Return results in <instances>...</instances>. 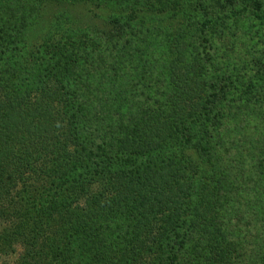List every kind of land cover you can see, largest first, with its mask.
I'll return each mask as SVG.
<instances>
[{
	"label": "trees",
	"instance_id": "16d2710c",
	"mask_svg": "<svg viewBox=\"0 0 264 264\" xmlns=\"http://www.w3.org/2000/svg\"><path fill=\"white\" fill-rule=\"evenodd\" d=\"M198 3L207 10L195 26L206 31L238 4H253L262 16L255 0ZM5 13L0 6V217L6 216L3 237L24 244L22 264L264 263V235L250 239L229 229L233 187L248 181L228 183L235 174L225 168V146L212 143L232 97H225L227 88L222 96L208 92L205 61L207 67L202 59L171 62L173 72L161 77L176 88H160L149 72L129 98L119 94L124 61L116 63L120 52L103 38L110 22L94 27L82 45L78 17L65 13L64 25L40 18L50 30L37 35L36 51L12 52L7 44L20 45L28 26ZM186 33L183 26L178 35ZM133 69L144 76L137 60ZM246 176L264 197V151ZM254 213L264 234V206Z\"/></svg>",
	"mask_w": 264,
	"mask_h": 264
},
{
	"label": "rangeland",
	"instance_id": "374dc122",
	"mask_svg": "<svg viewBox=\"0 0 264 264\" xmlns=\"http://www.w3.org/2000/svg\"><path fill=\"white\" fill-rule=\"evenodd\" d=\"M38 1L0 0L1 8H5L6 16L14 25L28 26L20 45L14 41L7 44L9 51L17 52L25 47L26 50L36 51L39 46V40L36 39L40 38L37 35L50 30L49 24L45 26L38 22L40 18H44L46 24L57 20L64 25L65 19L69 17L65 13L78 17L82 45L88 44L91 34L96 33L94 27L100 29L103 22L108 21L110 26L103 38L120 52L116 63L124 61L120 66L122 76L118 83L122 96L131 98L135 87H144L150 79L149 72H152L160 88L167 87V83L170 87H178L179 83L161 77L173 72L171 62L191 58L196 60V64L199 59L205 66L207 63V72L211 77L206 84L207 88L210 85L208 92L222 96L223 90L227 88L225 97H232L230 103L224 101L228 108L223 112L222 121L216 129L221 137L213 139L212 143L225 146L222 157L225 168L235 174H231L228 183L237 184L243 178L248 181L247 185L233 187L235 194H232L231 199L235 208L228 207L231 221L229 229L234 228L230 231L235 232L241 229L239 231L248 238L256 233L264 235L262 230H258L259 223L254 225L256 220H261L254 212L257 209L260 213L263 209L264 197L260 196L259 190L249 188L252 182L246 178L249 165L264 151V102L261 101L264 97V0H255L261 4V18L253 14V4H250L249 9L244 4H238L226 13L219 24L209 25L207 31L195 26L200 23L198 16L207 10L204 3L196 4V0H55L57 4L53 9L38 6ZM182 8L192 12L189 18ZM183 26L187 27V33L181 37L178 34ZM178 40H182V46ZM40 59L32 62L25 60V66L32 69L33 63L39 65ZM135 60L138 61L140 72H145L144 76L135 75ZM175 71L177 73L178 70ZM132 79L135 81L132 87L122 84ZM208 96L206 100H212V95ZM96 97H103L102 89L96 93ZM98 100L104 102V99ZM240 103L246 104L242 110L237 106ZM88 130L92 137H97L95 129ZM4 217H0V264H22L24 244L12 234L3 237L6 224ZM250 262L248 258L242 264Z\"/></svg>",
	"mask_w": 264,
	"mask_h": 264
}]
</instances>
